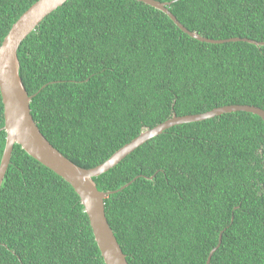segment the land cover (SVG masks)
<instances>
[{
    "label": "trees",
    "instance_id": "obj_1",
    "mask_svg": "<svg viewBox=\"0 0 264 264\" xmlns=\"http://www.w3.org/2000/svg\"><path fill=\"white\" fill-rule=\"evenodd\" d=\"M37 0H0V44ZM169 3L172 0H156ZM211 40L264 41V0H176ZM19 76L43 136L90 169L177 116L264 110V45L212 44L136 0H67L26 36ZM0 95V160L5 145ZM128 264H264V122L174 125L93 178ZM0 264H104L78 195L15 144L0 186Z\"/></svg>",
    "mask_w": 264,
    "mask_h": 264
},
{
    "label": "water",
    "instance_id": "obj_2",
    "mask_svg": "<svg viewBox=\"0 0 264 264\" xmlns=\"http://www.w3.org/2000/svg\"><path fill=\"white\" fill-rule=\"evenodd\" d=\"M67 0H37L11 26L0 44V95L3 104L5 145L0 160V186L10 164L11 154L15 144L35 161L45 166L66 181L78 195L84 212L88 216L90 227L96 245L104 264H128L113 230L105 214V199L113 192L98 190L93 178L107 172L133 150L161 134L174 125L199 122L220 116L225 113L247 112L259 116L264 122V110L252 105H226L214 108L200 114L172 117L157 126L144 131L112 154L106 161L90 169H84L63 156L55 149L40 132L31 114L30 102L25 86L19 76L20 63L17 51L21 42L30 34L51 12L55 11ZM143 2L165 13L184 33L207 43L222 44L228 42H247L255 46L264 45V41H254L246 38H229L226 40H211L187 30L169 11L167 5L156 0H136ZM221 242V234L217 245L209 252L205 264H209L211 256Z\"/></svg>",
    "mask_w": 264,
    "mask_h": 264
},
{
    "label": "bare ground",
    "instance_id": "obj_3",
    "mask_svg": "<svg viewBox=\"0 0 264 264\" xmlns=\"http://www.w3.org/2000/svg\"><path fill=\"white\" fill-rule=\"evenodd\" d=\"M250 44V43H249ZM254 45V44H253Z\"/></svg>",
    "mask_w": 264,
    "mask_h": 264
},
{
    "label": "clouds",
    "instance_id": "obj_4",
    "mask_svg": "<svg viewBox=\"0 0 264 264\" xmlns=\"http://www.w3.org/2000/svg\"><path fill=\"white\" fill-rule=\"evenodd\" d=\"M123 147V146H122Z\"/></svg>",
    "mask_w": 264,
    "mask_h": 264
}]
</instances>
